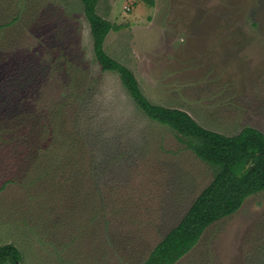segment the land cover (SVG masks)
I'll use <instances>...</instances> for the list:
<instances>
[{
	"label": "rangeland",
	"instance_id": "rangeland-1",
	"mask_svg": "<svg viewBox=\"0 0 264 264\" xmlns=\"http://www.w3.org/2000/svg\"><path fill=\"white\" fill-rule=\"evenodd\" d=\"M156 104L264 131V0H98ZM214 178L104 70L83 0H0V244L24 264H142ZM174 264H264V190Z\"/></svg>",
	"mask_w": 264,
	"mask_h": 264
},
{
	"label": "trees",
	"instance_id": "trees-1",
	"mask_svg": "<svg viewBox=\"0 0 264 264\" xmlns=\"http://www.w3.org/2000/svg\"><path fill=\"white\" fill-rule=\"evenodd\" d=\"M142 1L156 4V0ZM83 2L102 68L118 72L137 105L149 117L170 126L183 144L214 169L211 182L142 263L174 264L198 243L210 224L235 213L249 196L264 190V131L245 125L238 133L225 134L200 124L185 109L153 103L144 94L135 72L105 50L107 35L120 26L98 13V0ZM22 258L16 244H0V264H24Z\"/></svg>",
	"mask_w": 264,
	"mask_h": 264
},
{
	"label": "crops",
	"instance_id": "crops-1",
	"mask_svg": "<svg viewBox=\"0 0 264 264\" xmlns=\"http://www.w3.org/2000/svg\"><path fill=\"white\" fill-rule=\"evenodd\" d=\"M196 120H197V119H196ZM231 215H232V214H231ZM206 229H207V228H206ZM187 253H188V252H187ZM187 253H186V254H187ZM186 254H185V255H186ZM183 256H184V255H183ZM183 256H182V257H183ZM182 257H181V258H182ZM181 258H180V259H181Z\"/></svg>",
	"mask_w": 264,
	"mask_h": 264
}]
</instances>
